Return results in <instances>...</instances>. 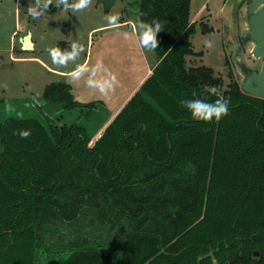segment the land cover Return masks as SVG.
Masks as SVG:
<instances>
[{
	"label": "trees",
	"instance_id": "trees-1",
	"mask_svg": "<svg viewBox=\"0 0 264 264\" xmlns=\"http://www.w3.org/2000/svg\"><path fill=\"white\" fill-rule=\"evenodd\" d=\"M130 3L163 29L158 61L96 140L78 122L0 118V264H264V97L188 64L191 0ZM209 85L229 111L197 121L182 101L215 99ZM42 97L98 107L61 80Z\"/></svg>",
	"mask_w": 264,
	"mask_h": 264
},
{
	"label": "rangeland",
	"instance_id": "rangeland-1",
	"mask_svg": "<svg viewBox=\"0 0 264 264\" xmlns=\"http://www.w3.org/2000/svg\"><path fill=\"white\" fill-rule=\"evenodd\" d=\"M129 1L132 0H116L113 6L105 8L96 0H88L87 6L79 10H65L62 5L52 4L45 15L33 19L26 11L30 0H0V117H39L45 122L50 118V122L57 124L80 123L81 114L88 116L94 109L85 114L87 106L65 109L59 106L61 103L42 97L48 83L66 81L78 99L98 102L100 113L88 119L86 128L91 140H96L116 116L110 119L122 100L140 87V80L152 72L158 61L156 52L146 55L138 45L140 18L134 6L128 5ZM246 14L245 2L235 6L234 0H191V20H196L191 41L196 54L187 55L188 64L213 67L223 77L224 87L230 78L242 84V64L260 67L262 63L261 57L253 54L254 41L244 42L249 31ZM108 15H117L118 23L109 24L105 19ZM205 24L212 28L204 30ZM28 32L33 33L36 43L33 48L22 45L21 37ZM61 41L65 42L62 47H69L73 41L83 45L76 60L66 65L53 64L48 53L49 48L57 47ZM206 41H211V45ZM77 64L89 71L74 79L72 73ZM93 68L98 69L96 79L111 72L118 84L106 94L89 87L86 80ZM30 100L32 103L28 105ZM36 101L43 108L36 106Z\"/></svg>",
	"mask_w": 264,
	"mask_h": 264
},
{
	"label": "clouds",
	"instance_id": "clouds-1",
	"mask_svg": "<svg viewBox=\"0 0 264 264\" xmlns=\"http://www.w3.org/2000/svg\"><path fill=\"white\" fill-rule=\"evenodd\" d=\"M52 4L58 7L62 5V8L65 10H79L87 6L88 0H72V2H69V0H30L26 11L33 19H37L45 15L47 9ZM105 19L112 25L118 23L117 15H108ZM137 24L139 29L137 41L140 49H142L146 55L155 53L157 51L155 41L157 36L163 31L162 27L144 20H137ZM125 37H127V34H125ZM206 43L211 45V41H206ZM82 51L83 45L77 41H73L69 48L64 50L57 47L48 49L52 63L57 65H66L69 61H75ZM99 68L102 69L103 66L100 65ZM97 70L96 68L91 69L86 83L89 87L97 88L100 93L106 94L118 84L117 77L114 73L107 72L106 69H103L107 72V75L101 79H96ZM87 71H89V69L86 66L77 64L72 73L73 78L79 79L80 76ZM208 94L209 96H214L215 99H203L193 94L192 98H186L182 101L184 107L190 112L193 119L197 121L219 120L228 113L230 104L228 97L224 96L215 85H209ZM19 135L24 137L30 135V129H21ZM213 264H215L214 257Z\"/></svg>",
	"mask_w": 264,
	"mask_h": 264
},
{
	"label": "water",
	"instance_id": "water-1",
	"mask_svg": "<svg viewBox=\"0 0 264 264\" xmlns=\"http://www.w3.org/2000/svg\"><path fill=\"white\" fill-rule=\"evenodd\" d=\"M234 1L235 6H239L243 1L246 3L249 31L244 40L254 41L253 54L262 59L260 67H251L245 64L241 87L247 93L264 97V0ZM96 3L103 4L105 8H110L116 3V0H96ZM22 42L24 48H33L31 32L22 37ZM255 253L259 254V250L256 249Z\"/></svg>",
	"mask_w": 264,
	"mask_h": 264
},
{
	"label": "crops",
	"instance_id": "crops-1",
	"mask_svg": "<svg viewBox=\"0 0 264 264\" xmlns=\"http://www.w3.org/2000/svg\"><path fill=\"white\" fill-rule=\"evenodd\" d=\"M25 36V35H24ZM23 37V36H22ZM22 37H21V40H22ZM31 40H32V42H33V47H35V45H36V43H35V41H34V37H33V33L31 32ZM58 43V42H57ZM56 43V44H57ZM22 45H23V42H22ZM150 73H151V71H150ZM149 73V74H150ZM147 77V76H146ZM145 77V78H146ZM145 78H143L142 80H140V82H139V84H141L142 83V81L145 79ZM135 92V91H134ZM134 92H132L131 93V95L134 93ZM130 94H129V96H131ZM129 96H127L126 98H124L123 100H122V102L119 104V106H118V108H117V110L114 112V114H112L111 115V117H110V119H112V117L114 116V115H116L117 113H118V111H119V109H121V107L127 102V100L129 99ZM31 102H28L29 104L28 105H30L31 103H32V100H30ZM33 101H35V100H33ZM36 103H37V105L36 106H42V103H40V101H36ZM59 106H62V108H63V105L62 104H60ZM42 108H43V106H42ZM99 113H100V109H99V107H97V108H94V110L88 115V116H86V115H82L81 114V118L78 120V121H80V124H82V125H84L86 128H87V124L90 122L88 119L90 118V117H92L93 115H99ZM1 118V117H0ZM39 118V117H38ZM109 119V120H110ZM108 120V121H109ZM107 121V122H108ZM106 122V123H107ZM94 123V122H93ZM106 123L103 125V126H101V128H99L98 129V132H97V135L101 132V130L105 127V125H106Z\"/></svg>",
	"mask_w": 264,
	"mask_h": 264
},
{
	"label": "flooded vegetation",
	"instance_id": "flooded-vegetation-1",
	"mask_svg": "<svg viewBox=\"0 0 264 264\" xmlns=\"http://www.w3.org/2000/svg\"><path fill=\"white\" fill-rule=\"evenodd\" d=\"M244 2H245V1H243L242 3H244ZM245 5H246V3H245ZM244 42L246 43L245 40H244ZM247 65H248V64H247ZM242 66H243V67H242V71H243V69H245V66H246L245 63H243ZM242 73H243V72H242Z\"/></svg>",
	"mask_w": 264,
	"mask_h": 264
}]
</instances>
